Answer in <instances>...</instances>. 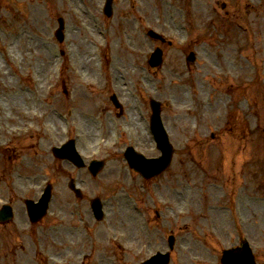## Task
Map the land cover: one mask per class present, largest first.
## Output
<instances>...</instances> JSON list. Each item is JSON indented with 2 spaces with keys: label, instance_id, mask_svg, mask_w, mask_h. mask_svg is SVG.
<instances>
[{
  "label": "rangeland",
  "instance_id": "obj_1",
  "mask_svg": "<svg viewBox=\"0 0 264 264\" xmlns=\"http://www.w3.org/2000/svg\"><path fill=\"white\" fill-rule=\"evenodd\" d=\"M115 1L108 20L105 0H0V209L14 207V218L0 222V264H138L169 250L171 233L170 264H221L223 249L244 240L264 264V0H239L247 27L226 29L218 22L234 17L238 0ZM151 27L173 40L161 70L147 61L160 44ZM109 60L101 75L98 63ZM130 90L144 97L142 121ZM113 92L127 104L122 118L107 99ZM151 96L164 102L175 154L146 181L122 152L132 143L159 155L147 130ZM69 136L86 162L107 159L97 177L54 155ZM48 182L50 209L32 223L25 199L39 198ZM97 196L102 222L90 206Z\"/></svg>",
  "mask_w": 264,
  "mask_h": 264
},
{
  "label": "water",
  "instance_id": "obj_2",
  "mask_svg": "<svg viewBox=\"0 0 264 264\" xmlns=\"http://www.w3.org/2000/svg\"><path fill=\"white\" fill-rule=\"evenodd\" d=\"M107 11H111V3L109 5ZM59 36H63L61 31H58ZM151 34H155V32L151 31ZM162 61V50L157 49L156 52L152 55V63L157 64L161 63ZM155 106V104H154ZM157 116H159V108H156ZM163 127L159 126L158 121L156 120L154 123V132L156 134V138L158 140V145L163 151V155L158 158H146L142 154L138 153H129V160L130 163L138 170H140L145 176H151L161 172L171 161L173 147L172 144L169 142L168 136ZM55 154L57 156H65L76 162L78 165H83V160L79 153L77 152L74 142L71 141L70 143H66L63 147L54 148ZM129 152V151H128ZM91 171L96 174L100 168L103 166V162L100 161H93L90 164ZM73 186V184H71ZM51 195V186L46 189L43 197L40 199L39 202L35 203L33 200H27V206L29 209L30 216L32 220L40 219V217L45 213L48 207V199ZM100 202L93 201V206L96 210L97 216H100ZM13 216V211L10 205H4L3 208L0 210V220H8ZM223 264H256L254 256L249 248L246 246L227 249L224 251V255L222 257ZM168 258H162L155 263L157 264H167Z\"/></svg>",
  "mask_w": 264,
  "mask_h": 264
},
{
  "label": "bare ground",
  "instance_id": "obj_3",
  "mask_svg": "<svg viewBox=\"0 0 264 264\" xmlns=\"http://www.w3.org/2000/svg\"><path fill=\"white\" fill-rule=\"evenodd\" d=\"M81 44V43H80Z\"/></svg>",
  "mask_w": 264,
  "mask_h": 264
}]
</instances>
